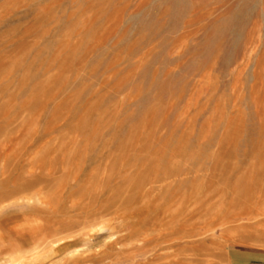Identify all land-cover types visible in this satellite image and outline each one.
<instances>
[{
  "label": "rangeland",
  "instance_id": "374dc122",
  "mask_svg": "<svg viewBox=\"0 0 264 264\" xmlns=\"http://www.w3.org/2000/svg\"><path fill=\"white\" fill-rule=\"evenodd\" d=\"M255 256L264 0H0V264Z\"/></svg>",
  "mask_w": 264,
  "mask_h": 264
},
{
  "label": "crops",
  "instance_id": "0c3cea01",
  "mask_svg": "<svg viewBox=\"0 0 264 264\" xmlns=\"http://www.w3.org/2000/svg\"><path fill=\"white\" fill-rule=\"evenodd\" d=\"M254 258H257V259H255V261H254V263L253 264H264V258L263 257H254Z\"/></svg>",
  "mask_w": 264,
  "mask_h": 264
},
{
  "label": "bare ground",
  "instance_id": "6f19581e",
  "mask_svg": "<svg viewBox=\"0 0 264 264\" xmlns=\"http://www.w3.org/2000/svg\"><path fill=\"white\" fill-rule=\"evenodd\" d=\"M15 218V217H14ZM16 218H18V217H16ZM13 220H15V219H13Z\"/></svg>",
  "mask_w": 264,
  "mask_h": 264
}]
</instances>
